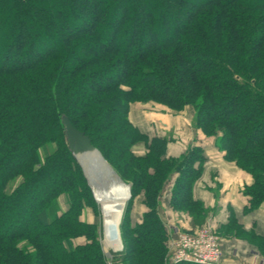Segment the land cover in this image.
<instances>
[{
    "label": "trees",
    "instance_id": "16d2710c",
    "mask_svg": "<svg viewBox=\"0 0 264 264\" xmlns=\"http://www.w3.org/2000/svg\"><path fill=\"white\" fill-rule=\"evenodd\" d=\"M134 103L191 108L193 128L251 176L244 211L257 210L264 0H0V264H107L97 225L80 218L96 203L67 149L62 116L130 184L119 224L123 264H167L157 204L171 179L169 207L204 223L207 211L193 198L202 148L166 157L167 137L130 122ZM141 142L143 157L132 152ZM140 194L146 211L132 223ZM229 228L223 234L233 237Z\"/></svg>",
    "mask_w": 264,
    "mask_h": 264
},
{
    "label": "crops",
    "instance_id": "0c3cea01",
    "mask_svg": "<svg viewBox=\"0 0 264 264\" xmlns=\"http://www.w3.org/2000/svg\"><path fill=\"white\" fill-rule=\"evenodd\" d=\"M130 108L132 111V107ZM135 115L138 123L134 124L139 128L141 127L142 131L145 130L144 132H147L149 128L151 130L152 127L148 123L149 119L144 114L142 115L143 119L139 114ZM153 115L151 118L155 122L160 121L163 129H165L164 133L158 132L160 136L170 138L167 133L175 135V138L173 137V140L168 143L169 155L178 157L187 148L193 146H199L203 150L205 157L203 170L201 177L193 187V198L201 202L207 211L204 223L211 222L217 228L218 234L222 236L220 239L221 249H223L221 264H264V250H262L264 249V241H261L262 244L259 247L254 242L223 236V229L232 226V228H238L255 239H264V204L252 212L245 213L244 211L247 198L243 194V187L251 184V178L224 160V152L216 147L214 138H207L193 129L192 118L184 119V122L189 126V130L185 128L187 134L184 135L178 129L180 126L183 128L185 124L180 119L181 117L174 120L166 113H154ZM156 130H159L157 125L155 132ZM166 199L164 197L161 200V217L171 226L186 228L189 224L188 219L181 216L182 214L172 211L167 205Z\"/></svg>",
    "mask_w": 264,
    "mask_h": 264
},
{
    "label": "rangeland",
    "instance_id": "374dc122",
    "mask_svg": "<svg viewBox=\"0 0 264 264\" xmlns=\"http://www.w3.org/2000/svg\"><path fill=\"white\" fill-rule=\"evenodd\" d=\"M135 105H137V106H135ZM130 107H132V111H131V108H130L129 112L130 111L131 112L128 114V117H129L130 122L133 125L137 126L134 123H138V120H137V117H136L135 114H139V116L142 119H143L142 115L144 114L145 117L147 119H149L148 123H149V126H151L152 128H151V130L149 128L147 130V132H148V135L151 136V137H158V136H160V134L158 132H160V133L161 132H163V133L165 132V129H163L164 128L163 125H161L162 123L160 121H156L158 123L157 124L155 122V120H153V118H151V117L154 116L153 115L154 113H163V114L166 113L167 115L171 116V118H173L174 120H176V118H178V117H181L180 119L183 120V122L185 121L184 119H188V120L191 119V118L193 119V110L191 108H186L183 112L176 113V112L170 111L167 107H165L163 105L155 104V103H136V104L134 103ZM135 107L137 108V110H136ZM150 121L155 122L156 125H157V129H159V130H156V132H155V126L156 125H155V123H152ZM185 124H184L183 128H181L182 126H180V128H178L179 131H181L184 135H185V133L187 134V132H185V128L187 130H189V126L187 124L186 125ZM158 125H160V126H158ZM139 129L143 130L141 127ZM168 132H170V131H168ZM167 134L170 136V138L167 137V136H162V137H167L169 142L173 140V137L175 138L174 134L173 135L171 133H167ZM207 138H213V137H207ZM216 147L218 148L217 145H216ZM188 149L189 148H187L183 153H185ZM132 152L136 156L143 157L144 155H146L147 149L145 147V144H143L141 142V143H137L136 145H134L132 147ZM221 152H224V151H221ZM180 156H178V157H180ZM166 157L178 158V157H173V156L169 155V153H168V144L166 145ZM226 162L229 163V164H232L237 169L241 170L240 168H238L235 165V163L228 162V161H226ZM83 169H84L85 175L87 176V180L89 182L88 184H90L91 189H92L91 191H92V194H93L94 201L96 203V212L93 211L91 208L87 207V208H85L82 211L80 218H81V220L83 222H86L88 224H96L97 225V234L99 235L101 250H102V252H103V254L105 256L106 263L107 264H123L122 263V258H123V255H124V249H123V246H122L121 236H120V233H119V226H118V237H119V241H120V246L119 247H115V246L106 245V243H105V220H104V215H103V206L101 205V203L98 202V199L96 197L98 192H100L101 194L116 195V192L118 190L120 191V188H119V186H117L115 184L114 185L111 184L110 183L111 180H109V179L106 180L107 175H106L105 171L104 170L100 171L99 168L94 166L93 164H87V163L83 164ZM241 171H243V170H241ZM243 172H245V171H243ZM245 173L251 178V176L247 172H245ZM251 181H252V178H251ZM20 182H21L20 179H17L16 181H14L10 185V188L12 189V188L16 187L18 184H20ZM123 183L124 184H129V183H126V182H123ZM172 184H173V179H171L170 181H168L164 185V188L161 191L160 197L158 199V204H157L158 215H159L160 219L162 220L163 226L166 229L167 236H168L167 237V261H166L167 264L171 263V258H172V254H173V250H174L173 249V244L178 240V238L181 235H184V236H187V237L195 236V235L197 236L198 233L207 230L206 227L211 230V233H212L211 235L214 236V238L216 239V241L218 243V246L220 248L219 249L220 250L219 264H221L223 249H221V241H220V239H221L222 236L220 234H218L217 228H215L211 224V222L207 221V222L203 223L200 226L193 225V223H192L193 216L190 215L187 211H174V210L171 209L174 212H178L179 214H182L181 216H183L184 218L186 217L188 219V221H189L188 226L186 228L182 229V228H179V227H174V226L169 225L167 223V221H165L161 217V213H160L161 200L164 197L167 198L166 201H167V205L169 206V195H170L169 189H170ZM245 186H249V185H245ZM244 187H243V189H244ZM129 200H130V197L123 204V209H122V212H121L120 222H121L124 210H125ZM59 204H60V207L62 209L65 207V198L64 197L60 198ZM131 206L132 207H131V212H130V218L132 220V223L133 222L134 223H139L140 220H141L142 214L146 211L145 206L143 205V197H142L141 194L139 196H137L132 201V205ZM203 208L205 209L204 206H203ZM120 222H119V224H120ZM228 231L233 234L232 238L244 239V240H247L249 242H254L259 247L261 246V244H260L261 240L255 239L252 236H248L249 234H247L245 232H242L239 229L236 230V228L230 227ZM223 236H224V234H223ZM74 242L77 243V244H83V243H85V240L83 238H79V239H76ZM262 250H264V249H262ZM261 256H262V254H261ZM263 256H264V253H263Z\"/></svg>",
    "mask_w": 264,
    "mask_h": 264
},
{
    "label": "built area",
    "instance_id": "2783aa9c",
    "mask_svg": "<svg viewBox=\"0 0 264 264\" xmlns=\"http://www.w3.org/2000/svg\"><path fill=\"white\" fill-rule=\"evenodd\" d=\"M197 234V236L181 235L173 244V254L170 264H219L220 248L211 230Z\"/></svg>",
    "mask_w": 264,
    "mask_h": 264
},
{
    "label": "water",
    "instance_id": "95a60500",
    "mask_svg": "<svg viewBox=\"0 0 264 264\" xmlns=\"http://www.w3.org/2000/svg\"><path fill=\"white\" fill-rule=\"evenodd\" d=\"M61 124L63 125L64 135H65V141L67 144V149L71 152L74 159L77 161L79 166L81 167L85 178L87 179V176L85 175L83 164H93L94 166L98 167V165L105 163V165L109 168L111 173L113 174L114 179H110L112 175L109 173H106V175H111L106 177V180H112L113 183H120L123 186H126L128 198L130 197V184H124L120 177L115 173L113 168L104 160L100 152L92 145L90 138L85 135L83 132L76 129L68 120L67 117L62 116L61 117ZM108 172V171H107ZM112 178V177H111ZM88 182V180H87ZM89 183V182H88ZM91 188L90 184H88ZM92 190V189H91ZM124 204V202H123ZM123 204L121 207H119L120 211L122 212Z\"/></svg>",
    "mask_w": 264,
    "mask_h": 264
},
{
    "label": "bare ground",
    "instance_id": "6f19581e",
    "mask_svg": "<svg viewBox=\"0 0 264 264\" xmlns=\"http://www.w3.org/2000/svg\"><path fill=\"white\" fill-rule=\"evenodd\" d=\"M98 168L100 171L104 170L106 171V173L111 174L112 176L107 174L108 176L112 177V178L109 177L110 179L115 178L113 177V174L111 173L109 168L105 165V163L98 165ZM110 183L119 186L120 191L118 190L116 192V195L101 194L100 192H98L96 197L98 199V202L101 203V205L103 206V215L105 220V243L106 245L109 246L119 247L120 241L118 237V226L121 217V211L119 207H121L123 202H125L128 199V193L126 186H123L120 183L118 184L115 182L113 183L112 180L110 181Z\"/></svg>",
    "mask_w": 264,
    "mask_h": 264
}]
</instances>
